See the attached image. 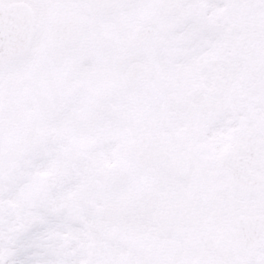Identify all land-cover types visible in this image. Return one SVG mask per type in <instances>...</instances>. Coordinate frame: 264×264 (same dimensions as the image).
<instances>
[{"label": "snow or ice", "instance_id": "6c2138e0", "mask_svg": "<svg viewBox=\"0 0 264 264\" xmlns=\"http://www.w3.org/2000/svg\"><path fill=\"white\" fill-rule=\"evenodd\" d=\"M0 264H264V0H0Z\"/></svg>", "mask_w": 264, "mask_h": 264}]
</instances>
